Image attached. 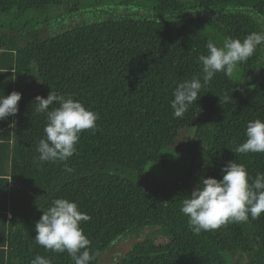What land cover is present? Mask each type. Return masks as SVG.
I'll return each mask as SVG.
<instances>
[{
	"label": "trees",
	"instance_id": "16d2710c",
	"mask_svg": "<svg viewBox=\"0 0 264 264\" xmlns=\"http://www.w3.org/2000/svg\"><path fill=\"white\" fill-rule=\"evenodd\" d=\"M76 1L0 0V96L22 93L18 113L0 120L4 264H31L37 254L51 264H74L67 252L34 241L41 210L57 198L91 217L81 223L95 256L90 264L145 228L149 236L114 264H264V213L196 235L180 211L198 177L222 178L229 161L243 164L252 179L264 173V153L232 151L246 139L249 121L264 120V45L231 78L216 73L182 118L170 106L180 81L202 76L198 57L207 54L209 39L192 22L222 40H243L264 32V0H189V7L182 0H90L83 12ZM63 8L57 22L64 29L53 33L41 15ZM69 13L76 16L65 26ZM51 89L99 119L66 161L41 162L37 145L47 120L32 102ZM192 129L182 174L159 181L145 171L149 163L173 161L179 132Z\"/></svg>",
	"mask_w": 264,
	"mask_h": 264
},
{
	"label": "clouds",
	"instance_id": "9594fccd",
	"mask_svg": "<svg viewBox=\"0 0 264 264\" xmlns=\"http://www.w3.org/2000/svg\"><path fill=\"white\" fill-rule=\"evenodd\" d=\"M261 45H264V32H252L243 40L225 37L220 46L210 39L206 44L207 54L198 57L202 76L180 81L172 93L170 106L174 117H183L216 73L231 78L238 66L247 62ZM21 98L22 93L18 91L0 96V120L18 113ZM32 103L33 111L46 114L47 120L44 138L37 145L41 162L66 161L76 152L80 134L96 130L99 114L72 96L60 95L51 89L47 98L37 95ZM54 103L59 106L49 110ZM245 135L244 142L232 149L234 153H264V120L249 121ZM221 173L220 179L198 177L196 187L182 201L180 211L188 217L193 234L216 230L230 222H247L249 217L258 219L264 213V173H257L252 179L245 166L236 160L222 167ZM41 211L35 223L37 245L53 253L67 252L74 264H90L95 259L89 250L91 241L81 227L91 217L81 212L76 202L57 198ZM31 264H51V260L37 254Z\"/></svg>",
	"mask_w": 264,
	"mask_h": 264
},
{
	"label": "rangeland",
	"instance_id": "374dc122",
	"mask_svg": "<svg viewBox=\"0 0 264 264\" xmlns=\"http://www.w3.org/2000/svg\"><path fill=\"white\" fill-rule=\"evenodd\" d=\"M183 2H185L188 7H189V0H182ZM76 6L79 7L82 12L85 11V9H88V7L91 8V2L90 0H78L75 2ZM66 8L61 9L59 12L57 13H50L49 16H45V15H41V18H43L42 20L46 21V22H50V31H52L53 33L64 29L62 27L61 24H58L57 19L60 17V15L66 13ZM81 11H78V13H80ZM187 13L189 14H194V16H201V11H195V10H187ZM72 15V16H71ZM84 15V14H82ZM204 15V12H203ZM59 16V17H58ZM69 18H66L63 22H65V26H69L72 24L71 19H74L76 14H68ZM81 19H89L90 16H86L84 15L80 17ZM59 21V20H58ZM21 21H19L20 23ZM6 24H9V21L7 20V22H5ZM5 23L3 22V25L5 27ZM14 24V23H13ZM192 27L197 30L199 33H202L204 36H206L207 39H211L214 43H216L218 46H220L223 42V40L213 31L210 30V28H207L206 26L203 27V25H201V23L199 21H194L192 22ZM20 64V63H19ZM20 66V65H19ZM15 75L16 78H19L20 76H22V69L21 67H19L17 69V72L15 71ZM193 135V129L192 130H182L179 132L178 134V138H177V143L175 145V147H173L171 149V154L170 157H172L173 161L170 162L165 165V166H161L158 164H153V163H149L146 166L145 171L149 174L154 176L155 178H157L159 181H166V180H170L172 178H175L177 176H179L180 174L183 173V167H184V162L187 159V145L188 142L190 140V138ZM151 232V230H149L148 228H145L143 230H140L136 235L133 236H125V240L127 241L125 244H121L120 246L113 248L111 251H109L108 253H103L100 256V260L98 262V264H114L118 259H120V256L122 255V253L124 251H126V249L128 247H130L133 243H135L136 241L143 239L144 237L149 236V233ZM162 241L160 239L157 240V244H160Z\"/></svg>",
	"mask_w": 264,
	"mask_h": 264
},
{
	"label": "crops",
	"instance_id": "0c3cea01",
	"mask_svg": "<svg viewBox=\"0 0 264 264\" xmlns=\"http://www.w3.org/2000/svg\"><path fill=\"white\" fill-rule=\"evenodd\" d=\"M0 52H3V50H1ZM1 212V209H0ZM7 218H11V214L7 212ZM1 232H0V264H4V262H6V254L4 253V245H2V236H1Z\"/></svg>",
	"mask_w": 264,
	"mask_h": 264
}]
</instances>
